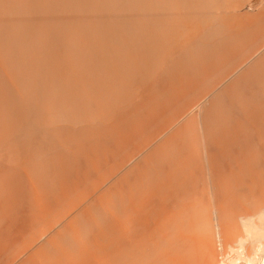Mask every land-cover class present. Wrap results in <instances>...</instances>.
<instances>
[{
	"label": "bare ground",
	"instance_id": "6f19581e",
	"mask_svg": "<svg viewBox=\"0 0 264 264\" xmlns=\"http://www.w3.org/2000/svg\"><path fill=\"white\" fill-rule=\"evenodd\" d=\"M0 264H264V1L0 0Z\"/></svg>",
	"mask_w": 264,
	"mask_h": 264
},
{
	"label": "rangeland",
	"instance_id": "374dc122",
	"mask_svg": "<svg viewBox=\"0 0 264 264\" xmlns=\"http://www.w3.org/2000/svg\"><path fill=\"white\" fill-rule=\"evenodd\" d=\"M263 1H264V0H263ZM251 7H252V6L247 5L245 9H247V10L250 9L251 11H254V10H255V9H254L255 7H252V8H251ZM252 9H253V10H252ZM250 10H249V11H250ZM242 258H243V257H242ZM243 260H244V259H242V260L240 259L241 263H243Z\"/></svg>",
	"mask_w": 264,
	"mask_h": 264
}]
</instances>
